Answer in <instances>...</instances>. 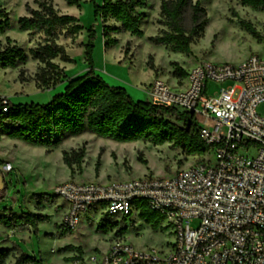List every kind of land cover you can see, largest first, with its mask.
I'll return each instance as SVG.
<instances>
[{"label": "rangeland", "instance_id": "1", "mask_svg": "<svg viewBox=\"0 0 264 264\" xmlns=\"http://www.w3.org/2000/svg\"><path fill=\"white\" fill-rule=\"evenodd\" d=\"M42 1L46 0H0V10L6 11L10 19V28L0 35V51L6 46V37L26 53L42 43V34H36L29 40L27 33L19 31L17 25L20 17L27 16V6L37 9L38 3ZM49 1L60 15L74 16L85 29H94V68L97 67L102 75L109 78L108 81L115 83L110 86L133 90L141 95L142 99L133 100L135 102L146 101L145 87L152 78H160L172 86L173 63L189 69L199 63L239 64L252 54L264 56V14L241 6L239 0H198L209 22L203 34L193 39L189 57L148 41L149 37L166 29L157 24L159 0H146V9L138 11L145 16L141 24L143 37L120 34L117 36L119 44L106 50L105 56L103 23L100 18L95 19L92 2L78 0L79 7H69L65 0ZM103 1L95 0L99 6ZM241 22L250 24L259 37L253 39L244 31ZM183 25L186 29L190 26L188 12L184 14ZM59 33L57 44L64 47L75 64L64 63L60 59L54 62L67 78H74L84 72L83 68L88 69L83 59L87 34L83 31L72 41L64 36V30ZM119 57L131 64L121 62ZM148 57H152V63L157 68L153 76L152 70L146 66ZM41 66L28 56L24 63L14 68L0 67V97L7 98L13 104L49 102L53 95L62 92L64 83L55 88H39L35 76ZM105 66L106 70L103 69ZM20 71L23 72V82L18 78ZM81 149L84 150L81 164L73 165L70 170L62 161L63 153ZM202 161L203 158L186 157L180 150H172L170 144L153 147L145 142L118 143L89 133L69 137L59 147L49 150L2 137L0 173L6 190L4 198L0 200V216L5 209H13L17 213L30 211L46 219L38 225L36 232L26 226L9 230L0 225V251L8 250L10 253L4 264H15L16 258L22 253L42 264H66L71 252L63 251L64 247L73 246L80 248L81 253L89 254L105 251L110 242L116 240H124L138 251L166 249L167 244L174 240L170 228L162 232L163 222L158 231H153L144 224L138 217L139 202L135 203L131 217L127 219L93 214L90 216L91 221L83 219L75 231L62 236L59 223L64 210L63 201L55 198L53 204L48 205L44 200L39 202L36 196L53 197L54 187L69 181L105 184L144 176L169 177L180 169ZM12 163L16 168L7 166ZM104 222L108 223L106 234L99 229ZM197 225V221L191 223L194 229ZM121 229H125L126 233L118 235Z\"/></svg>", "mask_w": 264, "mask_h": 264}, {"label": "built area", "instance_id": "2", "mask_svg": "<svg viewBox=\"0 0 264 264\" xmlns=\"http://www.w3.org/2000/svg\"><path fill=\"white\" fill-rule=\"evenodd\" d=\"M147 96L194 115L210 147L203 161L164 178L64 182L53 197L63 201L61 232L93 214L128 216L139 202L164 218L174 240L145 251L116 240L105 251L71 252L66 264H264V56L196 64L175 88L154 79Z\"/></svg>", "mask_w": 264, "mask_h": 264}, {"label": "trees", "instance_id": "3", "mask_svg": "<svg viewBox=\"0 0 264 264\" xmlns=\"http://www.w3.org/2000/svg\"><path fill=\"white\" fill-rule=\"evenodd\" d=\"M89 1L93 3L95 19L100 18L103 23L105 50L118 45V40L114 37L116 35L127 33L133 37H143L141 24L145 16L138 11L146 9V0H104L101 6L95 0ZM239 2L243 7L264 14V0ZM65 3L69 7H79L78 0H65ZM186 12L189 14L188 29L183 25ZM26 13L27 16L20 17L17 21L19 31L27 33L29 40L36 34H42V43L26 53L6 37V46L0 51V67L14 68L30 56L42 65L35 76L39 88H55L61 83H64V87L62 92L56 93L44 104H13L7 98L0 97V141L2 137H6L49 150L59 147L69 137L89 133L118 143L145 142L153 147L170 144L172 150L178 149L186 157L202 158L209 152L210 147L200 138L199 126L192 113L153 105L148 100L135 102L125 89L110 86L104 81L94 68L96 34L93 28L85 29L74 16L60 15L49 0L39 2L37 9L27 6ZM208 22L206 11L198 0H159L157 24L166 29H161L156 36L149 37L148 41L189 57L193 39L203 34ZM241 24L253 39L259 37L250 24ZM9 28V15L0 10V35ZM62 30L65 32L64 36L72 41L83 31L87 34L83 59L88 69L74 78H67L54 62L55 59H60L64 63L75 64L64 47L57 44ZM146 66L155 71L152 57H148ZM173 67V77L180 80L185 78L186 72L182 68L177 64H173ZM18 78L23 82L22 71ZM83 156V149L71 151L63 153L62 161L71 170L73 165L81 164ZM5 190L2 191L0 200L4 198ZM36 198L39 202L46 201L48 205H52L55 199L45 195H38ZM3 212L0 225L9 230L26 226L36 232L38 225L46 221L42 215H35L30 211L17 213L13 209H5ZM129 217L131 214L122 219ZM138 217L153 231H158L164 222L160 214L141 203L138 205ZM111 227L115 228V225ZM166 228H161L162 232ZM99 229L106 234L108 223L104 222ZM62 232V236L67 234L66 231ZM125 233V229L117 232L118 235ZM63 251L81 254L80 248L73 246L64 247ZM9 255L8 250H1L0 264H4ZM15 264L42 262L22 253L16 258Z\"/></svg>", "mask_w": 264, "mask_h": 264}, {"label": "crops", "instance_id": "4", "mask_svg": "<svg viewBox=\"0 0 264 264\" xmlns=\"http://www.w3.org/2000/svg\"><path fill=\"white\" fill-rule=\"evenodd\" d=\"M111 24V23H110ZM122 34H127V33H122ZM120 35V34H119ZM117 36L118 35H116V36H114L116 39H117ZM118 40V39H117ZM103 43H104V40H103ZM118 44H119V42H118ZM103 47H104V45H103ZM105 50V49H104ZM105 53H106V50L104 51V56H105ZM124 57V56H123ZM119 60L121 61V62H126V63H130L131 64V62H127V61H122L123 60V58L122 57H119ZM96 63H95V61H94V65H95ZM173 64H176V63H173ZM178 65V64H177ZM180 68H182L185 72L186 71H188L189 69H187L186 67H184L183 65H178ZM195 66V65H194ZM192 68V67H191ZM103 69H107L106 68V66L105 67H103ZM174 69V68H173ZM95 70H96V72L104 79V81L105 82H107L108 84H110V85H115V83L112 81V80H110V81H112V82H110V81H108V79L109 78H107V77H105L104 75H102L101 73H100V71H98V69H97V67H95ZM157 70V68H155V71ZM83 71L85 72V71H87V68H83ZM155 71H152V76L154 75V73H155ZM83 72V73H84ZM172 74H173V71H172ZM173 76V75H172ZM174 80H173V84H172V86L171 85H169L170 87H172V88H175L176 87V83H178L179 81H180V79H178V78H176V77H172ZM153 78H152V81L151 82H149L148 84H147V86L145 87V93H146V97H147V99L146 100H148V96H147V89H148V87H149V85L153 82ZM126 92H127V94L130 96V98L132 99V100H135V99H142L141 97V95H139L137 92H135V91H130V90H126ZM144 100V99H143ZM44 149H46V148H44ZM10 169L12 168L11 166H13V168H16V165H14L13 163H12V165L11 164H8L7 165Z\"/></svg>", "mask_w": 264, "mask_h": 264}, {"label": "water", "instance_id": "5", "mask_svg": "<svg viewBox=\"0 0 264 264\" xmlns=\"http://www.w3.org/2000/svg\"><path fill=\"white\" fill-rule=\"evenodd\" d=\"M4 190V183H3V177L0 173V193Z\"/></svg>", "mask_w": 264, "mask_h": 264}, {"label": "bare ground", "instance_id": "6", "mask_svg": "<svg viewBox=\"0 0 264 264\" xmlns=\"http://www.w3.org/2000/svg\"><path fill=\"white\" fill-rule=\"evenodd\" d=\"M133 144V143H132Z\"/></svg>", "mask_w": 264, "mask_h": 264}]
</instances>
